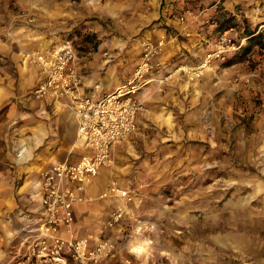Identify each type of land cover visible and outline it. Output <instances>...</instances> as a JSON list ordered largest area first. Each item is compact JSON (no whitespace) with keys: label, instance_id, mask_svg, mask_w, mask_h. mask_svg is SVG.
I'll use <instances>...</instances> for the list:
<instances>
[{"label":"rangeland","instance_id":"1","mask_svg":"<svg viewBox=\"0 0 264 264\" xmlns=\"http://www.w3.org/2000/svg\"><path fill=\"white\" fill-rule=\"evenodd\" d=\"M49 13L59 43L79 58L99 50L121 83L147 48L153 73L166 65L164 84L137 94L134 131L96 175L108 173L94 200L99 226L78 235L91 248L112 246L101 264H264V0H0L17 28L43 29ZM176 33L180 42L201 36L199 53L164 55ZM223 35L239 49L198 78L176 73L197 68ZM32 90L20 98L23 111L40 102ZM4 123L0 149L18 125ZM12 164L0 150V177L16 188L23 176ZM113 184L131 200L110 195ZM25 240L23 231L13 237L0 264H27Z\"/></svg>","mask_w":264,"mask_h":264},{"label":"crops","instance_id":"2","mask_svg":"<svg viewBox=\"0 0 264 264\" xmlns=\"http://www.w3.org/2000/svg\"><path fill=\"white\" fill-rule=\"evenodd\" d=\"M48 16L49 18L46 15L45 20L41 21L45 24L43 29L41 26L33 29L23 24L17 28L16 22H12L14 18L10 21L0 15V126L4 122L18 123L5 133L8 143L0 150L8 152L10 162L23 176L16 188L10 186L11 181H7L6 177H0V258L1 251L3 252L1 249L6 248L8 242L22 233L28 224L23 213H30L35 217L39 211L40 199L36 195L41 187V174L58 163L76 164L83 155L89 154V151L78 147L76 121L72 112L66 110L61 103L45 98L33 109L29 107L27 111H23L20 108L21 96L34 89L41 81L40 69L34 61L36 55L47 54L59 43L54 36L57 29L47 25L55 23L53 16L56 14L49 13ZM68 19L64 18L63 22ZM10 30L11 39L7 37ZM178 31L181 32V28ZM175 36L177 33L168 37L164 55L184 50L195 55L199 53L197 49L201 45V36L189 38L187 42H180ZM164 55L162 58H165ZM71 66L80 80V93L95 100L125 85L132 77L121 83L111 64L101 56L99 50L79 58L74 49ZM165 66L162 62L160 72H152L147 77L149 82L138 93L139 96L152 91L155 85L159 87L164 84L166 79L162 75L165 73ZM111 150L112 147L110 152ZM107 175V171L102 170L97 177L84 183L82 191L77 193L80 201L73 206V233L78 239H85L78 235L80 232L85 233L92 230V227L99 226L93 219L95 212L101 211L102 205L94 200L101 198V192L108 181ZM4 184L7 186H3ZM61 235L64 236V233L61 232Z\"/></svg>","mask_w":264,"mask_h":264},{"label":"built area","instance_id":"3","mask_svg":"<svg viewBox=\"0 0 264 264\" xmlns=\"http://www.w3.org/2000/svg\"><path fill=\"white\" fill-rule=\"evenodd\" d=\"M224 36L197 68H190L195 78L208 69L212 61L239 49ZM155 53L153 48L145 49L132 78L98 100L83 96L79 91L80 80L71 66L72 43L63 42L47 54L36 55L34 61L40 69L41 81L32 90L33 98L39 101L49 98L71 111L77 124V145L89 154L83 155L76 164L58 163L41 174V187L36 195L40 199L39 211L35 217L23 213L29 221L23 229L27 264H101L112 254L113 248L108 244L91 248L86 239L74 236L73 206L80 201L77 193L82 191L84 183L110 163L111 147L134 131L142 109L137 94L149 82L147 77L153 72ZM109 194L123 201L131 200L128 192L114 184L109 187ZM120 217L117 211L113 220Z\"/></svg>","mask_w":264,"mask_h":264},{"label":"bare ground","instance_id":"4","mask_svg":"<svg viewBox=\"0 0 264 264\" xmlns=\"http://www.w3.org/2000/svg\"><path fill=\"white\" fill-rule=\"evenodd\" d=\"M181 70H184L186 73H188V74H190L191 73V69H189V68H181L180 70H177V72L176 73H178L179 71H181ZM205 71H207V68L205 69ZM73 115V114H72ZM74 118V117H73ZM23 153H24V151L23 152H21V155L20 156H22L23 155Z\"/></svg>","mask_w":264,"mask_h":264}]
</instances>
